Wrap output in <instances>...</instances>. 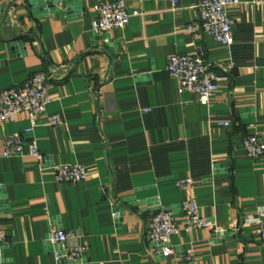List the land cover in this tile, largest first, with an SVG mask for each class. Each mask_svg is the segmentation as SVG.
<instances>
[{
	"label": "crops",
	"instance_id": "1",
	"mask_svg": "<svg viewBox=\"0 0 264 264\" xmlns=\"http://www.w3.org/2000/svg\"><path fill=\"white\" fill-rule=\"evenodd\" d=\"M0 1V90L46 72L53 98L30 134L25 114L0 123V264H264L258 226L245 222L264 215V154L250 158L241 144L250 134L264 142V0L229 9L228 47L187 30L198 0L177 9L123 0L129 23L110 33L92 30L94 6L116 0ZM171 54H200L217 73L207 105L177 90ZM50 115L60 124L48 125ZM9 134L23 149L4 157ZM31 140L41 160L27 153ZM57 164L82 165L88 177L58 182ZM185 177L183 192L175 181ZM187 197L212 226L180 228L164 258L146 239L148 222L162 209L182 227ZM51 225L73 236L50 243ZM80 245V259L57 258Z\"/></svg>",
	"mask_w": 264,
	"mask_h": 264
},
{
	"label": "built area",
	"instance_id": "2",
	"mask_svg": "<svg viewBox=\"0 0 264 264\" xmlns=\"http://www.w3.org/2000/svg\"><path fill=\"white\" fill-rule=\"evenodd\" d=\"M167 1L173 7L178 8L179 0H151ZM236 0H198L194 4L197 11V19L187 25V30L192 33L207 34L216 42L230 46L233 42L232 19L229 17V9L236 4ZM1 3V1H0ZM96 13L92 21V30L95 33H110L114 29H123L129 23L132 13L127 10L123 0L101 1L94 6ZM168 75L177 82V90L195 95L201 105H207L218 89L219 76L211 69L209 64L200 54L178 55L171 54L167 62ZM49 75L46 72L34 73L21 85L0 90V123L14 121L18 115L25 114L29 126L25 134H30L37 125L38 119L45 115L52 96L48 91ZM48 125H59L58 115L47 116ZM228 126V121L219 123ZM242 148L250 158L257 159L264 154L263 139L257 134L246 135L242 139ZM3 156L19 155L22 153L23 141L15 135H6L3 139ZM27 153L37 160L43 158L34 140L27 143ZM55 179L58 182H77L88 177L84 166L79 164H57L54 166ZM192 180L190 177L175 181L178 190L186 192L190 189ZM183 214L182 227L176 221L172 212L160 209L154 213L148 222L146 239L162 257L167 258L173 254L171 237L182 228L190 232L193 229L211 227L212 223L199 212V206L194 197H187L181 202ZM112 217L117 218V212H112ZM245 222H252L258 226L260 243L264 246V215L248 217ZM73 233H64L54 226H49L47 241L50 243H63ZM6 243L5 232L0 222V250ZM83 245L74 246L57 254L58 259L78 260L85 253ZM1 255V253H0Z\"/></svg>",
	"mask_w": 264,
	"mask_h": 264
},
{
	"label": "water",
	"instance_id": "3",
	"mask_svg": "<svg viewBox=\"0 0 264 264\" xmlns=\"http://www.w3.org/2000/svg\"><path fill=\"white\" fill-rule=\"evenodd\" d=\"M43 1L49 3V4H50L49 7H50V8H53L54 5H57V4H59L60 2H63V3L65 4V3H67L69 0H43ZM42 3H43V2H42ZM39 4H41V3H39ZM38 6H39V8H42L43 10H45L43 5H42L41 7H40V5H38ZM104 42H105V45H106V46H109V40H108V38H107V35L104 37ZM14 45H15V44H14ZM60 254H62V253H60ZM61 260H63V261H70V260H67V259H61Z\"/></svg>",
	"mask_w": 264,
	"mask_h": 264
}]
</instances>
